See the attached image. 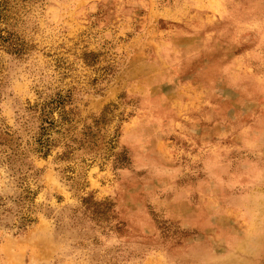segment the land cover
Masks as SVG:
<instances>
[{"label":"rangeland","instance_id":"rangeland-1","mask_svg":"<svg viewBox=\"0 0 264 264\" xmlns=\"http://www.w3.org/2000/svg\"><path fill=\"white\" fill-rule=\"evenodd\" d=\"M0 264H264V0H0Z\"/></svg>","mask_w":264,"mask_h":264}]
</instances>
